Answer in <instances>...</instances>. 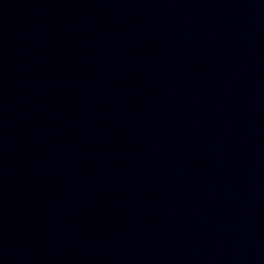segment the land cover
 Listing matches in <instances>:
<instances>
[{
  "label": "water",
  "instance_id": "95a60500",
  "mask_svg": "<svg viewBox=\"0 0 264 264\" xmlns=\"http://www.w3.org/2000/svg\"><path fill=\"white\" fill-rule=\"evenodd\" d=\"M0 264H264V0H0Z\"/></svg>",
  "mask_w": 264,
  "mask_h": 264
}]
</instances>
